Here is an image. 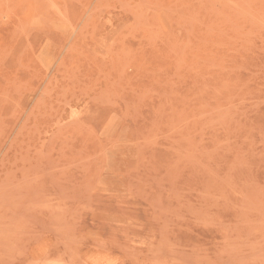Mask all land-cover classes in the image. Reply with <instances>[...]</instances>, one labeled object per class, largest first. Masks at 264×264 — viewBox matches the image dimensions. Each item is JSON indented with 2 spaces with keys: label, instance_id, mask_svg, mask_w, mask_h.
I'll list each match as a JSON object with an SVG mask.
<instances>
[{
  "label": "rangeland",
  "instance_id": "374dc122",
  "mask_svg": "<svg viewBox=\"0 0 264 264\" xmlns=\"http://www.w3.org/2000/svg\"><path fill=\"white\" fill-rule=\"evenodd\" d=\"M0 264H264V0H0Z\"/></svg>",
  "mask_w": 264,
  "mask_h": 264
},
{
  "label": "bare ground",
  "instance_id": "6f19581e",
  "mask_svg": "<svg viewBox=\"0 0 264 264\" xmlns=\"http://www.w3.org/2000/svg\"><path fill=\"white\" fill-rule=\"evenodd\" d=\"M122 258V257H121ZM114 263V262H113Z\"/></svg>",
  "mask_w": 264,
  "mask_h": 264
}]
</instances>
